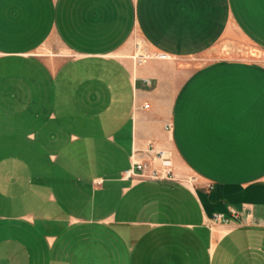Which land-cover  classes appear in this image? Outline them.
Listing matches in <instances>:
<instances>
[{
    "label": "crops",
    "instance_id": "1",
    "mask_svg": "<svg viewBox=\"0 0 264 264\" xmlns=\"http://www.w3.org/2000/svg\"><path fill=\"white\" fill-rule=\"evenodd\" d=\"M222 43L264 52V0H0V129L129 147L120 177L3 173L0 264H264V61ZM161 150L179 180L123 177Z\"/></svg>",
    "mask_w": 264,
    "mask_h": 264
},
{
    "label": "rangeland",
    "instance_id": "2",
    "mask_svg": "<svg viewBox=\"0 0 264 264\" xmlns=\"http://www.w3.org/2000/svg\"><path fill=\"white\" fill-rule=\"evenodd\" d=\"M216 52V51H215ZM215 56H240V57H250V58H257L264 61V52L252 48L246 47L243 45L237 46L235 48L230 47L226 43H222L220 50L216 53ZM214 56V57H215ZM2 103V102H1ZM4 105L8 106L9 108H15V102L10 99L9 102L3 103ZM3 111H0V120L4 122H9L7 119V115L5 113L2 114ZM68 116L65 115V119L67 120ZM13 120V119H12ZM15 120V119H14ZM13 120V121H14ZM74 123V118L65 121L66 127L69 130H72V124ZM9 124V123H7ZM65 132L66 129H63ZM74 130V128H73ZM18 130L16 129H0V185L8 183L7 177H5V172L10 171V168L13 169V173H16V170L26 171L30 178L34 179L35 182L38 179L40 183L42 180L45 182L43 184L48 185L49 181L51 183L57 181V177L55 178L50 177L52 175V170L55 171L57 174L58 170H61V179H64L65 185H74L73 177L74 172L81 174L85 171L86 166L87 168L90 167L93 172L96 173H104V177H120L122 172L116 170L119 167H126L127 165V156H128V149L127 145L121 146L120 149H116V146L113 144H107L103 146H95V145H79V143L65 145L62 144L61 146H41L36 143H26V138L22 135L21 139L16 138L18 135L16 134ZM13 133V139L12 137ZM14 140V141H13ZM69 140V139H68ZM18 141L19 144H16ZM63 142L64 139H61ZM57 147H61V152L58 153V159L56 162H49L48 155L50 154L51 149L57 151ZM106 157V160L101 159V156ZM85 152H89V161L85 160ZM8 156H14L12 160H8ZM84 156V157H82ZM170 157V155H169ZM126 164V165H125ZM125 165V166H124ZM131 167V166H130ZM129 167V168H130ZM128 168V169H129ZM171 168L172 162H171ZM126 169V170H128ZM125 170V171H126ZM124 171V173H125ZM51 172V173H50ZM96 175V174H94ZM106 175V176H105ZM176 178L175 175H173ZM123 177L125 178L124 174ZM93 180L95 184H100L103 182L100 178H95ZM107 178L104 179L106 181ZM116 179V178H113ZM128 179V178H126ZM132 179V178H129ZM177 179V178H176ZM99 180V181H98ZM134 180H142L141 178H135ZM179 180V179H177ZM110 181V179H108ZM10 182V181H9ZM50 183V184H51ZM92 183V182H91ZM62 184V185H63ZM93 184V183H92ZM36 185V184H33Z\"/></svg>",
    "mask_w": 264,
    "mask_h": 264
},
{
    "label": "built area",
    "instance_id": "3",
    "mask_svg": "<svg viewBox=\"0 0 264 264\" xmlns=\"http://www.w3.org/2000/svg\"><path fill=\"white\" fill-rule=\"evenodd\" d=\"M134 59L137 63H142L146 60L144 55L135 54ZM148 108L149 104H145ZM168 129L171 128V124L166 126ZM152 148V147H151ZM157 155L161 158L163 169L150 168L148 164L144 162L135 161L132 163L131 167L125 171V178H141V179H174V174L171 168V160L167 152L161 150L157 152ZM234 217H238L236 212L233 215H227L224 213H215L212 216V220L221 223H229Z\"/></svg>",
    "mask_w": 264,
    "mask_h": 264
}]
</instances>
